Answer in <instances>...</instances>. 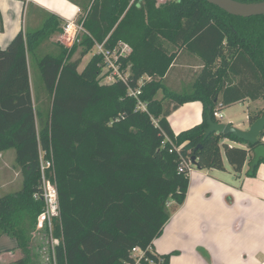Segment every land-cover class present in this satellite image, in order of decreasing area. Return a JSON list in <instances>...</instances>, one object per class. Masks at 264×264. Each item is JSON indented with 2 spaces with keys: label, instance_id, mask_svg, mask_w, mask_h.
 Segmentation results:
<instances>
[{
  "label": "trees",
  "instance_id": "obj_1",
  "mask_svg": "<svg viewBox=\"0 0 264 264\" xmlns=\"http://www.w3.org/2000/svg\"><path fill=\"white\" fill-rule=\"evenodd\" d=\"M132 2L90 0L79 19L87 32L80 43L59 46L58 55L37 60L36 83L43 92L35 91V96L27 54L59 26L56 16L51 14L41 30L20 32L6 49L0 47V153L15 150L23 176L19 191L0 196V231L16 239L22 253L15 264H46L33 245L44 210V202L34 198L41 191V158L52 162L61 206L54 235L63 239L62 246L53 254L47 236L40 234L50 264H128L133 248L153 249L172 213L186 200L190 178L180 171L183 160L195 158L200 170L223 171L225 157L238 177L249 162L250 178L264 164L261 159L253 167L256 146L234 135L206 138L209 118L219 123L215 112L220 94L225 107L264 99V15L231 16L205 0H171L160 6L155 0ZM121 41L133 48L127 84L99 83V55L79 71L96 43L114 48ZM165 43L203 63L188 93L172 92L165 84L178 54ZM79 47L83 50L73 59ZM144 75L154 78L141 96L148 113L136 111L137 101L127 95ZM234 75L239 78L235 84ZM160 91L163 100L157 99ZM193 101L203 104V121L176 136L167 118ZM262 116L264 110L250 112V123ZM166 136L183 146L180 152L171 153L168 143L162 146ZM263 138L264 131L258 145H264ZM226 140L247 147H231ZM148 255L155 264H170L175 253Z\"/></svg>",
  "mask_w": 264,
  "mask_h": 264
},
{
  "label": "crops",
  "instance_id": "obj_2",
  "mask_svg": "<svg viewBox=\"0 0 264 264\" xmlns=\"http://www.w3.org/2000/svg\"><path fill=\"white\" fill-rule=\"evenodd\" d=\"M89 4L90 0H0L3 22L0 47L6 49L20 32L41 30L51 14L56 16L59 26L39 41L33 54H27L30 75L31 62L38 71V74L36 69L34 72L37 78V60L46 55H58L59 46L66 47L61 38L64 26L70 20H79L82 8ZM177 52L165 84L170 91L183 93L186 84L188 88L193 86L203 63L188 52ZM231 79L234 84L239 80L235 75ZM31 90L35 96L34 77ZM163 98L164 93L160 91L157 99ZM217 103L221 114L219 123L232 124L243 131L250 127V112L256 108L264 110V99H245L225 107L223 94H220ZM167 121L177 136L202 123L203 104L200 101L185 103L173 110ZM262 141L264 143V138ZM225 142L231 147H247L229 140ZM224 165L223 171L195 168L189 174L190 185L184 204L172 213L162 235L153 242V250L158 255L175 253L170 264H264V164L253 178L246 176L249 162L239 177L225 157ZM22 186L23 176L16 163L15 150L0 153V192L4 194L15 188L19 191ZM21 257L17 240L0 231V264H15Z\"/></svg>",
  "mask_w": 264,
  "mask_h": 264
},
{
  "label": "built area",
  "instance_id": "obj_3",
  "mask_svg": "<svg viewBox=\"0 0 264 264\" xmlns=\"http://www.w3.org/2000/svg\"><path fill=\"white\" fill-rule=\"evenodd\" d=\"M136 0H133L134 3ZM158 5L166 4L170 0H155ZM84 22L79 20H70L66 23L63 29V34L66 38V43L69 47L80 43L83 34H86ZM133 52V48L125 42H119L114 48H108L106 42L96 43L94 46V54L102 57L101 72L99 78L104 79L106 84L110 85L115 82L121 81L128 83L131 77L132 65L128 62L129 57ZM154 78L149 75L142 76L135 87L128 89V97L137 101L136 111L141 113H148V102L141 100L143 88ZM215 117L220 120L221 114L216 111ZM170 144L172 146L170 152H180L183 146H175L173 142L166 136L162 142V146ZM52 169V162L41 158L40 171H41V191L36 193L34 198L44 202V210L37 219L35 234L39 233L47 236L49 247L54 254L57 247L62 246L63 239L54 235L56 224L61 219V206L59 199V192L53 178L55 177ZM195 169L194 164L189 160H183L181 163L180 171H187L189 174ZM173 203L168 202L167 206ZM148 252H154L153 249H142L135 247L131 252L132 261L128 264H155L152 257Z\"/></svg>",
  "mask_w": 264,
  "mask_h": 264
},
{
  "label": "water",
  "instance_id": "obj_4",
  "mask_svg": "<svg viewBox=\"0 0 264 264\" xmlns=\"http://www.w3.org/2000/svg\"><path fill=\"white\" fill-rule=\"evenodd\" d=\"M209 4L220 8L231 16L240 18H252L264 15V2L259 3H242L236 0H205ZM264 131V116L259 118L253 124H250L248 130L243 131L232 126V124L214 123L209 118V128L206 130V138L213 133L234 135L239 139L249 143L251 146H256L254 150L253 167L260 164L261 159H264V145H258L261 133ZM196 165L195 158L192 159Z\"/></svg>",
  "mask_w": 264,
  "mask_h": 264
},
{
  "label": "rangeland",
  "instance_id": "obj_5",
  "mask_svg": "<svg viewBox=\"0 0 264 264\" xmlns=\"http://www.w3.org/2000/svg\"><path fill=\"white\" fill-rule=\"evenodd\" d=\"M171 1V0H170ZM157 6H160V5H158L157 4ZM62 44H64L65 45V42H66V38L64 37V34L62 35ZM165 45L168 47V49L170 50V51H177V49L176 48H174L173 46H171V45H169V44H167V43H165ZM67 48H69V45L66 43V45H65ZM83 50V47H79L78 48V50H77V52H76V54L74 55V57H73V59H77L78 57H79V54H80V52ZM92 52H94L93 50H92ZM91 53V52H90ZM90 53H88V56H86V58H85V63H87V62H89V60L91 59L90 57H91V55L93 54H90ZM94 55V54H93ZM84 63V60H83V62H82V65L80 66V68H79V70L81 71V70H83V68H84V66L86 65ZM27 65H29V63H28V61H27ZM36 65V64H35ZM30 67H31V75H32V77H31V75H30V72H29V66H28V72H29V79H30V83H31V79H33V77H34V81H35V90H36V94H39V91L41 90L40 88H38L37 87V83H36V77L34 76V72H35V69H36V66L34 67V64L33 63H31L30 62ZM36 72H37V74H38V71H37V69H36ZM98 80H99V83L100 84H106V82H105V80L104 79H101V78H98ZM190 90H192V86L190 87V88H188V85L186 84L185 85V90H183V93H188ZM237 110H239V109H237ZM259 111H261L259 108H256V109H254L253 110V112H259ZM22 188V187H21ZM20 188V189H21ZM16 191H18V190H16V188H15V190H9L8 192H5L4 194H3V192H0V193H2V194H0V195H6V194H12V193H15ZM33 245H34V247H36V250H37V248H38V253L39 254H41L40 255V260H43V262L44 263H46V264H50V256H48V246H47V244H45V242H44V245H43V240H42V236L39 234V233H37V234H35V231H34V233H33Z\"/></svg>",
  "mask_w": 264,
  "mask_h": 264
}]
</instances>
